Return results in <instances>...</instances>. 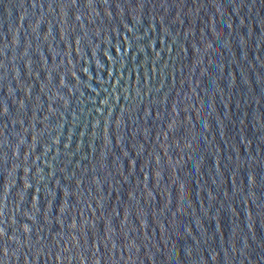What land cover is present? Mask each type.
<instances>
[{"label": "water", "instance_id": "obj_1", "mask_svg": "<svg viewBox=\"0 0 264 264\" xmlns=\"http://www.w3.org/2000/svg\"><path fill=\"white\" fill-rule=\"evenodd\" d=\"M0 264H264V0H0Z\"/></svg>", "mask_w": 264, "mask_h": 264}]
</instances>
